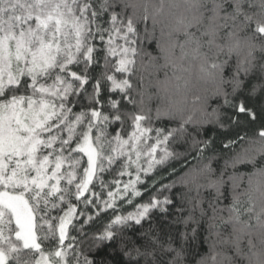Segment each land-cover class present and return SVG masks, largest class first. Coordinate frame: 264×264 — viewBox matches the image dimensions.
<instances>
[{
	"label": "snow or ice",
	"instance_id": "1",
	"mask_svg": "<svg viewBox=\"0 0 264 264\" xmlns=\"http://www.w3.org/2000/svg\"><path fill=\"white\" fill-rule=\"evenodd\" d=\"M184 4L154 55L165 0H0V264H264V0Z\"/></svg>",
	"mask_w": 264,
	"mask_h": 264
},
{
	"label": "trees",
	"instance_id": "2",
	"mask_svg": "<svg viewBox=\"0 0 264 264\" xmlns=\"http://www.w3.org/2000/svg\"><path fill=\"white\" fill-rule=\"evenodd\" d=\"M154 3L158 4L159 0H153ZM176 6H172V5ZM258 4V0H257ZM255 11H258V7L254 9ZM187 15L191 16V13L186 11V5L184 4V0H165V7L164 11L161 14L158 19L160 20V23L156 25L155 27V38L151 40L150 42H147L145 44V47L149 52H152L154 55H159V49L157 48V39L161 40V42H164L167 39V31L168 28L166 27L169 23L174 22V19L181 15ZM144 25H141V30H143ZM147 27L151 30L152 29V23L151 20L148 21ZM161 29H164L165 35H161ZM178 54V50H177ZM159 63H163V59L159 61ZM187 66V65H185ZM152 70L150 69L149 72ZM149 72L144 73L145 77V86L148 88V91L152 93L157 92L156 88V80L160 79L163 80V72H160L157 75H150ZM169 77H171L170 83L168 85L166 92H160V98L162 99H153L150 103V107L153 109L156 107L158 103L163 102L164 104H168L170 102H178L182 104V106L185 108L186 112L191 111L193 109V100L196 96L205 97L210 96L213 91V84L210 82H206L204 80H199L196 77L195 74V68H193V72L191 76H189V73L184 72L181 73L179 71H176V76H182L184 79H189L190 83L187 87L184 86V79L177 80L175 79V76H173V70H168ZM209 111H211V108L216 106V100H209ZM210 127V126H209ZM249 145L247 142L244 141H237L234 145V151L235 152H241L245 148H247ZM234 153H229L224 158L220 159L218 162L214 164V167L217 169V172L219 173L220 169L224 167V163L226 159H229L231 155ZM195 164V160L189 159L188 162H186V166L184 167L183 171L187 172L188 168ZM234 169L229 166L226 170V174L224 176V179H228V175H230ZM235 171L239 173H244V181L242 184V188H246L248 186V178L251 175L252 181H253V187L256 188L260 185H264V176L260 174L252 175L253 173L257 172L256 168H253L251 165L241 164L238 165ZM183 174V172L181 173ZM126 179V178H125ZM203 177H201V181H203ZM226 188L230 191L231 190V182L229 181L226 185ZM115 190V189H114ZM254 195L259 196V192L254 193ZM242 199H246L242 197ZM229 200H225L224 204H228ZM225 217L227 216V213H224ZM223 230V229H218ZM58 234V233H57ZM214 239V238H213ZM209 244L205 242H201L199 245H197L194 249L190 250L189 255L187 256V260L189 261V264H196V261L200 259L201 256H206L209 254Z\"/></svg>",
	"mask_w": 264,
	"mask_h": 264
}]
</instances>
